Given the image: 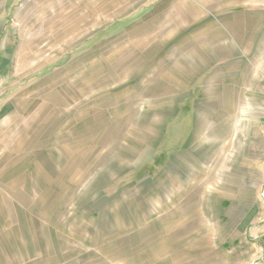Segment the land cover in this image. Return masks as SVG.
Returning <instances> with one entry per match:
<instances>
[{"label": "rangeland", "instance_id": "obj_1", "mask_svg": "<svg viewBox=\"0 0 264 264\" xmlns=\"http://www.w3.org/2000/svg\"><path fill=\"white\" fill-rule=\"evenodd\" d=\"M242 4L0 0V264L263 261Z\"/></svg>", "mask_w": 264, "mask_h": 264}, {"label": "crops", "instance_id": "obj_2", "mask_svg": "<svg viewBox=\"0 0 264 264\" xmlns=\"http://www.w3.org/2000/svg\"><path fill=\"white\" fill-rule=\"evenodd\" d=\"M233 1L235 2L236 0ZM243 2L244 4L239 6L240 8L233 9V18L231 17L232 21H230L229 27L231 29L234 28V32H236L235 30L237 28L239 30L238 34L244 35V37H247L248 35L249 37H259L261 35L257 29L264 28L262 25L264 24V5L261 4L259 7H254V4L251 3V0H243ZM261 173V197L259 199V207L255 214H257L260 219L259 226L264 228V224H262L264 223V167ZM262 228H260V231ZM260 235L264 236V232H262ZM259 264H264V259Z\"/></svg>", "mask_w": 264, "mask_h": 264}]
</instances>
